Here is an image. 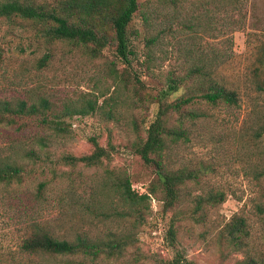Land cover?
I'll return each mask as SVG.
<instances>
[{"label": "rangeland", "instance_id": "rangeland-1", "mask_svg": "<svg viewBox=\"0 0 264 264\" xmlns=\"http://www.w3.org/2000/svg\"><path fill=\"white\" fill-rule=\"evenodd\" d=\"M32 1L55 6L63 0ZM139 2L140 10L129 27L131 49L136 54L131 57L132 67L127 72L133 83H138L136 79L142 81V86L138 85L142 103L137 101L132 90H123L117 105L103 106L102 109L97 105L92 114L65 117L63 127L66 133L59 136L41 127L35 117L0 126L1 160L26 163L29 159L24 154L34 150L43 159L50 157L53 163L57 162L53 167L58 173V185L45 191L48 201L44 206L49 227L56 234L88 233L104 238V232L131 230L133 244L119 257L103 255L91 259L84 255H42L30 258V263L161 264L170 261L174 259L176 249L170 246L169 231L174 215L179 212L183 215L175 220L178 226L176 248L194 264H236L244 259L220 239L223 227L237 214L250 218L264 250V223L255 216L254 208L264 195V176L255 179L253 172L257 164L253 161L248 164V158L257 150L244 143L248 141L252 123L250 111L260 102L256 92L260 78L257 80L255 69L264 47V0H176V4L168 0ZM144 14L149 16L148 22H145ZM22 25L0 19L1 99L16 101L19 98L47 97L60 113L70 102L79 107L85 104L83 101L98 98L101 105L104 101L101 95L109 97L114 94L119 74L126 73L116 57L115 46L108 47L102 56L93 59L83 49L60 43L53 47L55 56L52 62L40 68L39 61L48 52L47 46L38 39L33 24ZM150 37H158V43L154 45L158 59L155 73H147L144 64ZM198 59H203L198 65L213 70L219 79L239 92L241 107L212 108L210 113H214L217 124L207 130L199 126L191 143L181 144L172 151V162L175 168L193 167L201 161L214 163V172L203 178L201 186L226 192V201L206 211L205 221L196 222L187 214L192 206L189 204L191 196H185L180 209L165 212L160 200L161 189H158L157 195L151 196L145 224L132 230L129 219L119 220L110 208L103 205L106 200L87 201L83 189L87 183L96 185L100 182L107 176H103L107 169L114 171L115 175L127 173L133 189L140 194L159 186L154 169L134 153L132 144L138 137L144 138L146 125L157 111L151 93L164 88L161 81L170 71L183 73ZM39 138H45L49 147H41L37 142ZM91 139H96L110 151L111 159L104 160L101 168L58 163L66 155L91 154L94 150ZM233 139L241 141L244 146L236 145ZM45 179L49 180L46 176L28 177L21 186L14 185L12 189L17 194L27 192L28 198L32 199L37 185ZM190 191L193 195L201 193L196 186ZM106 195L114 197L113 193ZM3 223L1 218L0 225ZM21 234L11 235L9 232V243L15 242Z\"/></svg>", "mask_w": 264, "mask_h": 264}, {"label": "trees", "instance_id": "trees-1", "mask_svg": "<svg viewBox=\"0 0 264 264\" xmlns=\"http://www.w3.org/2000/svg\"><path fill=\"white\" fill-rule=\"evenodd\" d=\"M168 1L176 4V0ZM140 7L139 0H63L55 6L39 5L32 0H0V19L14 24L23 23L22 26L25 27L26 24H33L38 39L47 46L48 52L39 61L40 68L47 67L52 62L55 56L53 47L67 43L83 49L93 59L102 56L108 47L115 46L116 57L126 71L119 74L114 94L109 97H105L106 94L101 95L104 97L101 105L98 98L83 101L85 104H80L79 107H74V103L70 102L59 113L47 97L19 98L16 101L0 98V126L12 125L18 119L35 117L41 127H46L54 136H59L66 133L63 127L65 117L92 114L97 105L100 109L103 106L117 105L123 90H132L138 97L137 101L142 103L141 91L138 90L142 81L136 79L138 83H133L127 72L132 67L131 57L136 54L131 49L129 27ZM143 18L145 22L149 21V16L144 14ZM157 43L158 37L148 39L149 48L144 56L147 73H155L158 67L154 50ZM202 60L198 59L196 64L186 67L183 73L170 71L165 80L161 81L164 88L151 93L157 111L146 125L144 138L138 137L132 144L134 153L145 165L154 169L159 186L149 189L148 193L140 194L133 189L127 173L115 175L114 171L107 169L103 175L107 176L100 182L96 185L87 183L83 189L87 201L106 200L103 205L110 208L119 220L129 219L132 230L145 224L151 196L157 195L158 189H161L160 200L165 212L180 209L185 196H191L189 204L192 206L187 214L189 219L196 222L205 221L206 211L226 201V192L211 186H201L203 178L214 172V163L201 161L193 167L175 168L172 162V151L181 144L191 143L199 126L207 130L209 126L217 124L214 113H210L212 108L241 107L239 92L222 78L219 79L213 70L205 65H198ZM258 63L255 75L257 80L260 78L256 89L260 102L250 111L252 123L248 141L244 142L245 146L249 145L257 150L248 158V164L250 161L257 164L253 172L256 180L264 176V47ZM182 89L184 91L179 94ZM234 141L233 139L232 142ZM37 142L41 147H49L45 138H39ZM91 142L94 147L91 154L66 155L58 163L73 167L101 168L104 160L111 159L110 151L102 147L96 139H91ZM235 143L244 146L239 140ZM24 157L29 161L23 163L0 159V219L3 218L5 222L0 225V264H42L30 263V258L42 255H84L91 259H98L103 255L108 258L119 257L133 244L134 235L131 230L104 232V238L93 237L88 233H73L70 236L56 234L49 227L44 206L48 201L45 191L51 187L57 188L58 185V173L56 167H53L57 162L53 163L50 157L43 159L34 150L26 151ZM36 175L46 176L49 180L45 179L37 185L32 199L28 198L27 192L19 195L12 189L14 185L21 186L25 179ZM193 186L199 187L201 193L193 195L190 191ZM107 193H113L114 197L110 199ZM254 208L255 216L264 223V195L254 204ZM182 215L181 212L174 215L169 231L170 246L176 249L175 257L161 264H194L176 248L178 226L175 220ZM9 232L11 235L17 232L22 234L15 242L9 243ZM256 233L250 218L242 214L232 217L221 230L220 239L232 252L244 256L236 264H264L263 243Z\"/></svg>", "mask_w": 264, "mask_h": 264}]
</instances>
